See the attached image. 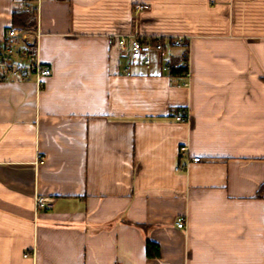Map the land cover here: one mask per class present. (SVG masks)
Instances as JSON below:
<instances>
[{"label": "crops", "instance_id": "1", "mask_svg": "<svg viewBox=\"0 0 264 264\" xmlns=\"http://www.w3.org/2000/svg\"><path fill=\"white\" fill-rule=\"evenodd\" d=\"M31 29L52 73L0 79V264H264V0H40ZM120 35L186 37L187 84L185 48L145 68Z\"/></svg>", "mask_w": 264, "mask_h": 264}, {"label": "built area", "instance_id": "2", "mask_svg": "<svg viewBox=\"0 0 264 264\" xmlns=\"http://www.w3.org/2000/svg\"><path fill=\"white\" fill-rule=\"evenodd\" d=\"M23 3L22 10L31 11L33 8L37 9L40 0H20ZM147 5H137L136 9L146 8ZM9 39L0 43V79L8 77L20 80L35 79L39 86H43L44 79L49 77L52 73L50 64L43 62L37 52L38 39L40 32L31 28L10 27L7 31ZM126 35L119 36V46L122 55L128 54L135 62L142 64L145 68H150L153 61V55L158 54L161 60L165 57L169 58V50L174 46H179L187 39L182 35L168 36V35H132L130 36L129 45L127 44ZM33 50V52L30 51ZM182 66H187L186 78L182 82L187 84L190 76L189 59L181 63ZM162 69L169 72L171 67L164 62ZM126 74L131 72L128 66L124 67ZM175 119L186 122L189 120L188 110L183 109L177 112ZM187 146H180V153L184 154ZM194 161L200 160L199 156L192 158ZM43 162V158H38L36 163ZM180 164L176 166V170L182 169ZM55 197L43 196L36 194L34 196V206L36 209H42L53 205ZM178 227L185 226V218L180 217L177 220Z\"/></svg>", "mask_w": 264, "mask_h": 264}, {"label": "trees", "instance_id": "3", "mask_svg": "<svg viewBox=\"0 0 264 264\" xmlns=\"http://www.w3.org/2000/svg\"><path fill=\"white\" fill-rule=\"evenodd\" d=\"M37 21V9L33 8L31 11H24L22 8L16 10L13 14L12 25L19 26L23 28H31L36 25ZM185 50L180 56H171V58L166 61L171 67L168 72L174 78L180 80H185L187 73V66H182L181 63L184 60H188V41L186 40L181 45ZM177 47V46H174ZM31 52L33 50L30 49ZM146 254L148 257L157 258L160 257V246L158 243L147 240L146 242Z\"/></svg>", "mask_w": 264, "mask_h": 264}, {"label": "rangeland", "instance_id": "4", "mask_svg": "<svg viewBox=\"0 0 264 264\" xmlns=\"http://www.w3.org/2000/svg\"><path fill=\"white\" fill-rule=\"evenodd\" d=\"M178 48V47H177ZM179 50H182V48L180 47V48H178Z\"/></svg>", "mask_w": 264, "mask_h": 264}]
</instances>
